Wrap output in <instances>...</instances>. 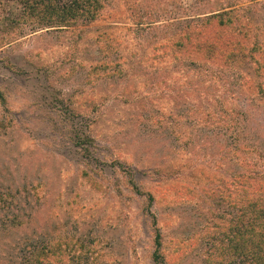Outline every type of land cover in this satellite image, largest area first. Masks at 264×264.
Returning a JSON list of instances; mask_svg holds the SVG:
<instances>
[{
    "label": "rangeland",
    "instance_id": "rangeland-1",
    "mask_svg": "<svg viewBox=\"0 0 264 264\" xmlns=\"http://www.w3.org/2000/svg\"><path fill=\"white\" fill-rule=\"evenodd\" d=\"M99 2L62 29L0 7V264H153L155 232L173 264H241L214 251L264 184V78L183 34L228 12L264 48V0Z\"/></svg>",
    "mask_w": 264,
    "mask_h": 264
},
{
    "label": "trees",
    "instance_id": "trees-1",
    "mask_svg": "<svg viewBox=\"0 0 264 264\" xmlns=\"http://www.w3.org/2000/svg\"><path fill=\"white\" fill-rule=\"evenodd\" d=\"M3 1L19 8L14 23L33 24L38 29H62L81 19H93L101 7L99 0H0V7L4 6ZM126 8L130 10L128 5ZM232 19L228 12L215 13L211 20L201 25L196 34L186 31L184 40L189 41L195 36L202 49L201 59L212 65L225 66L247 59L253 65L254 75L264 78V48L247 45L245 34L232 36L224 33L225 29L233 25ZM176 44L183 45L181 42ZM258 89L264 97V88L258 86ZM235 181L239 184L248 183L245 177ZM251 187L242 190L244 196L236 214L220 228L218 248L216 246L214 251L220 258L218 262L233 257L239 259L241 264H264V184H257L253 191ZM159 249V235L155 232L151 254L153 264H173L170 256H164ZM210 257L205 260L209 264L213 261Z\"/></svg>",
    "mask_w": 264,
    "mask_h": 264
}]
</instances>
